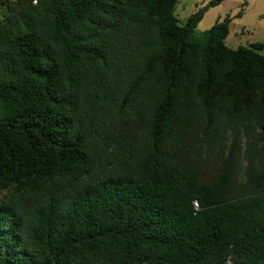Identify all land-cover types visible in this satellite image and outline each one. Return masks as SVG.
Masks as SVG:
<instances>
[{
    "label": "trees",
    "instance_id": "obj_1",
    "mask_svg": "<svg viewBox=\"0 0 264 264\" xmlns=\"http://www.w3.org/2000/svg\"><path fill=\"white\" fill-rule=\"evenodd\" d=\"M177 1L0 0V264H264V43Z\"/></svg>",
    "mask_w": 264,
    "mask_h": 264
},
{
    "label": "rangeland",
    "instance_id": "obj_2",
    "mask_svg": "<svg viewBox=\"0 0 264 264\" xmlns=\"http://www.w3.org/2000/svg\"><path fill=\"white\" fill-rule=\"evenodd\" d=\"M208 0H178L176 4V14L181 22H183V18L188 15L191 10L195 8V5H202L204 2H207ZM234 8V5L230 2V0H225L218 4L216 8L210 9L206 14H204V17L200 20V22L197 25V31H203L205 29H208L215 21L222 19L223 16ZM241 10V8H239ZM238 9V10H239ZM254 11L252 9H249L245 13V19L246 24H252L253 19L255 18V15L253 16ZM257 17V16H256ZM219 18V19H218ZM250 31H253L250 29ZM254 34L250 36L248 33H241L238 27H234V25L230 28L228 35L225 38V43L230 47H237L239 45H246L248 43L249 39H256V38H263L261 36H258L261 34V30H254ZM264 54V49L260 51Z\"/></svg>",
    "mask_w": 264,
    "mask_h": 264
},
{
    "label": "crops",
    "instance_id": "obj_3",
    "mask_svg": "<svg viewBox=\"0 0 264 264\" xmlns=\"http://www.w3.org/2000/svg\"><path fill=\"white\" fill-rule=\"evenodd\" d=\"M223 1L225 0H222L221 2ZM230 2L234 5V8L226 12V14L224 15H228L231 18L230 28L234 25V27H238L241 33H248L250 36L254 34V30L260 29L261 34H259L258 36L264 37V0H230ZM217 5L210 7L204 14H206L212 8H216ZM196 6L197 4L195 5V8L191 10V12L196 9ZM239 8H241V10ZM249 9H252L254 11L253 16L255 15L252 24H246L247 20L245 19V13L249 11ZM188 15H186L182 21H184ZM250 29H252L253 31H250ZM254 42L264 43V40L263 38H256L254 40L249 39L246 45H250Z\"/></svg>",
    "mask_w": 264,
    "mask_h": 264
},
{
    "label": "built area",
    "instance_id": "obj_4",
    "mask_svg": "<svg viewBox=\"0 0 264 264\" xmlns=\"http://www.w3.org/2000/svg\"><path fill=\"white\" fill-rule=\"evenodd\" d=\"M194 206H195V208H197L198 204L196 202H194Z\"/></svg>",
    "mask_w": 264,
    "mask_h": 264
}]
</instances>
